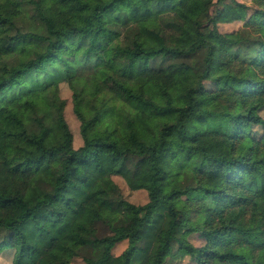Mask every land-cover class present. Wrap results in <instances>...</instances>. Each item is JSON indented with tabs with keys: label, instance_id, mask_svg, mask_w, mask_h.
<instances>
[{
	"label": "trees",
	"instance_id": "16d2710c",
	"mask_svg": "<svg viewBox=\"0 0 264 264\" xmlns=\"http://www.w3.org/2000/svg\"><path fill=\"white\" fill-rule=\"evenodd\" d=\"M223 2L0 0V250L12 264H259L248 239L264 237V0L232 1L236 32L212 13ZM74 6L86 23L58 28ZM116 175L148 201L126 199Z\"/></svg>",
	"mask_w": 264,
	"mask_h": 264
},
{
	"label": "rangeland",
	"instance_id": "374dc122",
	"mask_svg": "<svg viewBox=\"0 0 264 264\" xmlns=\"http://www.w3.org/2000/svg\"><path fill=\"white\" fill-rule=\"evenodd\" d=\"M218 2L219 0H215ZM223 3L216 4L215 7L212 9V13H216V9L221 7L222 12L218 16V25L219 29L222 32H236L241 29H243L244 23L243 21H236L234 19V7H233V0H223ZM240 2L244 3H251V0H239ZM91 12L86 9H82L78 6L73 7V11L71 13H62L57 21V27L60 29H73L78 26L84 25L87 21V18ZM113 38L110 36H103L101 37V40L97 44L98 48L108 46L112 43ZM213 68L215 73H221L226 69V57L224 52H217L213 56ZM61 92H62V97L66 100V109H65V115L66 118L74 132L75 140L74 144L76 146H79L82 142V137L80 133V121L77 118L74 109H73V92L70 89L69 85L67 83H62L61 84ZM199 133L201 134L202 132L200 129L195 125H191V130H190V135ZM205 147H207L210 151L226 155L228 154V147L224 143H220L216 141L213 138L205 137L203 136L200 141ZM114 180L118 183L120 188L122 189V193L126 199L129 201L142 205L145 204L148 199V192L145 190H138V191H133L131 190L126 181L121 177V176H114ZM25 195L26 198L30 201V203H35L37 200V195L36 192L34 191L33 187L31 185L27 186L25 189ZM99 236H104L106 234H109V227L103 223L99 224ZM191 241L196 245V246H201L204 244V239H201L198 235H194L191 238ZM248 242L259 247L260 252L259 256L257 259V262L259 264H264V237L261 240H257L255 238H249ZM129 245L128 241H123L119 243L118 245L115 246L113 249V252L118 255L121 254ZM13 257L14 253L12 252H3L0 250V264H12L13 263ZM180 264H196L195 262L191 261L189 256H186L183 259H179ZM71 264H88L85 262L83 258H76Z\"/></svg>",
	"mask_w": 264,
	"mask_h": 264
}]
</instances>
